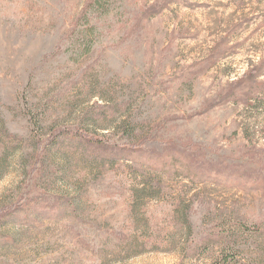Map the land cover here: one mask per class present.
Masks as SVG:
<instances>
[{
  "label": "rangeland",
  "instance_id": "374dc122",
  "mask_svg": "<svg viewBox=\"0 0 264 264\" xmlns=\"http://www.w3.org/2000/svg\"><path fill=\"white\" fill-rule=\"evenodd\" d=\"M94 1L0 0V264H264V0Z\"/></svg>",
  "mask_w": 264,
  "mask_h": 264
},
{
  "label": "trees",
  "instance_id": "16d2710c",
  "mask_svg": "<svg viewBox=\"0 0 264 264\" xmlns=\"http://www.w3.org/2000/svg\"><path fill=\"white\" fill-rule=\"evenodd\" d=\"M94 1V0H93ZM102 1L103 0H95L93 2V6L96 8L100 7L101 4H102ZM4 121L3 119L1 118V113H0V126L1 124H3ZM4 133H5V136L4 137H1L0 136V143L2 144L3 148H11V147H14L15 148V144H13L11 138L13 136H11L6 129H4ZM14 138V137H13ZM2 212L0 213V215H2ZM213 264H231V261L229 260V258L227 257V255L223 254L222 256H220Z\"/></svg>",
  "mask_w": 264,
  "mask_h": 264
}]
</instances>
